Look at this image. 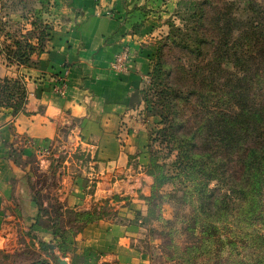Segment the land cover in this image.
Masks as SVG:
<instances>
[{
    "label": "rangeland",
    "instance_id": "374dc122",
    "mask_svg": "<svg viewBox=\"0 0 264 264\" xmlns=\"http://www.w3.org/2000/svg\"><path fill=\"white\" fill-rule=\"evenodd\" d=\"M181 1L187 0H177L170 16L163 19L164 28L147 44L153 57L152 66L156 48H161L162 60L172 71L179 65L196 70L209 62L208 55L187 54L178 43L180 37H176L175 43L167 41L171 38L167 37L171 24L182 28L177 13L183 15L186 10L178 5ZM211 1L217 8L224 2ZM231 1L237 5V12L249 2H264ZM28 2L30 10L25 19L20 14L22 6L17 5L20 11L12 15L14 25L10 30L23 28V34L27 33L32 44H36L40 27L32 26L30 19L48 24V37L41 51L20 64L1 53L0 46V79H20L26 92L29 69L40 65L34 57L43 52L55 26L65 20L56 17L54 5L48 0ZM191 26L194 31L199 28L195 20ZM2 40L3 34L0 43ZM224 67L232 70L230 65ZM172 82L183 89L189 87L188 82L176 78ZM149 88L147 76L138 102L121 120L126 129L122 133L132 132L128 144L124 135L119 136L120 150L127 155L123 163L97 159V149L85 138L80 139L73 124L58 128L56 137L39 143L23 137L11 143L0 141V264H264V188L246 194L242 200L236 199L242 197L241 193L225 196L224 189H216L207 193L208 202L203 201L195 191L197 180L184 166L179 169L181 166L175 164L169 145L158 136L164 125L162 108ZM229 91L210 92L208 104L213 98L222 97L226 101ZM186 94L184 101L188 100ZM176 110L184 123L196 127L199 118L195 103L180 102ZM0 112L9 120L14 117L10 109L0 107ZM206 116L210 118V114ZM134 128L144 132V143L137 140ZM127 147L135 149L129 153ZM154 159L167 177L158 189L150 171ZM215 186L213 182L209 188ZM155 191L161 198L154 209V218H149L146 199ZM35 199L42 205L43 220L65 232L64 249L59 238L37 225ZM82 206L87 210H81ZM94 208L105 211L104 218L82 230L79 228L80 232L73 237L81 226L75 213ZM116 211L117 218L113 216ZM115 224L126 226V234L118 243L111 233ZM88 228L93 230L91 234L87 233ZM41 243L46 244L45 250L41 249Z\"/></svg>",
    "mask_w": 264,
    "mask_h": 264
},
{
    "label": "trees",
    "instance_id": "16d2710c",
    "mask_svg": "<svg viewBox=\"0 0 264 264\" xmlns=\"http://www.w3.org/2000/svg\"><path fill=\"white\" fill-rule=\"evenodd\" d=\"M28 4V0H0L1 53L20 64L26 63L34 52L41 51L49 31L48 24L30 19L32 26L40 27L36 44H32L27 33L23 34V28L10 30L14 25L12 15L20 11L17 5L22 6L20 14L25 19L30 10ZM178 5L186 10L183 15L176 12L183 25L180 28L171 24L167 36L171 38L167 41L175 43L180 37L178 43L187 54L208 55L209 62L196 70L179 65L172 71L162 60L161 48L153 49L155 63L149 74L148 91L154 92L162 108L164 125L158 136L169 145L175 164L181 166L179 169L184 166L197 180L195 191L203 201L208 202L207 193L216 189H224L225 196L241 193L242 197L236 199L242 200L246 194L264 188V2H249L241 12H237L238 7L231 0H224L219 8L213 6L211 0H187ZM194 20L199 24L195 31L191 26ZM224 65H230L232 70ZM174 78L188 82L189 87L176 86L172 82ZM220 89L230 90L227 100L213 98L212 104H208L210 92ZM185 91L187 101L183 100ZM180 102L196 104L199 118L196 127L178 117L176 109ZM26 104L27 92L20 79H0L1 108L10 109L15 117L27 114ZM150 167L158 189L167 177L155 159ZM213 182L216 186L210 189ZM152 195L146 199L149 218H154V209L161 198L156 191ZM33 201L38 207L37 225L50 230L53 237L61 240L64 249L65 232L44 221L42 205L36 199ZM105 213L95 208L76 212L81 226L73 237L80 232L79 228L82 230L102 220ZM117 215L116 211L113 216L117 218ZM40 245L44 250L47 247L44 243Z\"/></svg>",
    "mask_w": 264,
    "mask_h": 264
},
{
    "label": "crops",
    "instance_id": "0c3cea01",
    "mask_svg": "<svg viewBox=\"0 0 264 264\" xmlns=\"http://www.w3.org/2000/svg\"><path fill=\"white\" fill-rule=\"evenodd\" d=\"M48 2L54 5L56 17L65 20L55 26L43 52L34 57L40 65L29 69L27 114L9 120L0 112V141L11 143L23 137L39 143L56 137L58 128L73 124L80 139L97 149V159L123 163L127 157L119 145V136L126 133L123 117L138 102L143 80L153 68L147 44L164 28L163 19L170 16L177 0ZM123 50L129 54V69L115 71L110 63ZM59 78L66 86L64 94L55 91ZM137 129H133L137 140L144 143L145 134ZM130 134L123 137L126 144ZM125 228L113 225L112 239L122 241Z\"/></svg>",
    "mask_w": 264,
    "mask_h": 264
},
{
    "label": "built area",
    "instance_id": "2783aa9c",
    "mask_svg": "<svg viewBox=\"0 0 264 264\" xmlns=\"http://www.w3.org/2000/svg\"><path fill=\"white\" fill-rule=\"evenodd\" d=\"M110 68L115 71H127L129 69V54L127 50H123L115 56L113 61L110 63ZM65 83L63 79L59 78L56 80L55 91L59 94L65 93Z\"/></svg>",
    "mask_w": 264,
    "mask_h": 264
}]
</instances>
